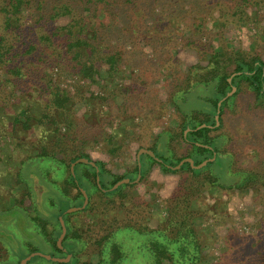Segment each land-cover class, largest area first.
Returning a JSON list of instances; mask_svg holds the SVG:
<instances>
[{
	"label": "trees",
	"instance_id": "trees-1",
	"mask_svg": "<svg viewBox=\"0 0 264 264\" xmlns=\"http://www.w3.org/2000/svg\"><path fill=\"white\" fill-rule=\"evenodd\" d=\"M160 2L167 5L158 14L159 21L156 20L160 26L152 32L165 30L167 36L157 34L152 41L147 32L153 24L147 27L141 19L148 6H159ZM260 5H264V0H0V113L5 114L11 98L22 103L42 102L37 106L38 111L22 107L14 113L10 137L18 139L28 131L43 130L38 152L29 153L21 162L27 159L46 162L42 174L47 177L52 173L51 181L61 193L63 206L55 209V217L47 219L43 214L39 217L38 211L35 217L27 216L36 223L35 236L41 233L42 239L60 252V257L71 254L68 262L52 264H264V232L255 239L245 233L236 234V241L220 252L224 261L219 263L210 260L209 234L195 223L202 211L195 204L204 191H245L264 186L259 173L233 170L231 153L222 150L225 137L218 134L224 108L233 102L242 84L253 95L256 106H264V38L256 34L252 47L246 50L228 46L225 34L229 25L238 28L250 19L247 8ZM259 17L264 19V9ZM62 18L66 19L65 23L61 22ZM187 30V38H193L192 42L198 38V46L191 47L200 48L202 61L185 70L177 67L171 77L175 82L179 76L182 82L170 99L181 115L180 130L176 134L173 129L165 130L150 147H142L152 151L157 160L145 153L137 160L136 155L131 171L120 177L98 161L94 162L96 167L76 163L72 175L71 163L81 158L90 160L88 155L78 149L61 148L58 157L56 145L51 144L58 139L62 142L60 138L67 136L61 134V128H69L70 117L76 119L72 115L77 100L96 105L95 102H107L115 94L106 90V94L89 93L87 97L82 92L87 88L80 83L75 93H70L59 87L56 79L46 74L47 70L66 71L70 66L80 80L97 82L94 76L106 66L107 78L113 79L120 66L128 62L124 52L128 55L136 48L151 49L152 55L144 53L147 58L142 64L157 68L166 63L163 55H168L167 52L177 60L173 52L177 50L173 49ZM260 31H264V26L259 27ZM231 85L235 91L228 96ZM5 116L0 117V139ZM176 137L185 145V154L178 158L171 150ZM160 140L164 145L158 150ZM106 141L112 144L116 139L109 135ZM115 150L108 152L116 155ZM218 155L220 159H229L231 181L228 183L220 182L213 172ZM186 158L192 159L194 165L206 159L214 160L200 169H193L187 162L177 170L171 169ZM153 164H158L164 172L188 173L166 201V216L155 228L146 224L149 219L145 215L150 216L151 209L148 203L136 199L135 192H125L135 187L133 181L139 174L138 181H142ZM125 178L131 183L113 188ZM80 188L88 196L86 206L67 212L83 204ZM50 200L53 204L54 200ZM127 203L131 204L129 208ZM59 216L66 227L61 242L63 250L56 245L61 234ZM249 240L254 243L247 247ZM36 251L34 247L29 253ZM248 255L252 257L247 258Z\"/></svg>",
	"mask_w": 264,
	"mask_h": 264
},
{
	"label": "rangeland",
	"instance_id": "rangeland-1",
	"mask_svg": "<svg viewBox=\"0 0 264 264\" xmlns=\"http://www.w3.org/2000/svg\"><path fill=\"white\" fill-rule=\"evenodd\" d=\"M166 5L165 2H160L159 6H146L149 10L143 11L145 14L141 22H145L147 27L153 24L152 30L147 32L153 38L152 41L157 34L167 36L165 30L162 33L152 32L160 26L156 25V20L159 21L158 14ZM170 8L165 10L168 11ZM263 9L264 5L247 8L250 19L246 23H242L238 28L234 25V27L231 25L227 27L225 34L228 46L233 45L247 50L252 47V40L256 34L264 38V31L259 32V27L264 26V19L259 17ZM61 22L65 23L66 19L62 18ZM186 22L191 24L190 20ZM147 33L145 32L144 35ZM188 35L187 30L183 33L180 44L173 49L177 50L173 51L177 60L172 59L171 53L167 52L168 55H163L166 63L157 68L142 64L147 58L144 53L151 56V49L145 48V51L138 48L132 49L128 55L121 49L127 56L128 62L120 66V70L115 74L116 78L113 79L107 78L106 66H103L100 73L94 76L97 82L80 80L77 75H73L72 72L75 71H71L70 66L66 71L56 68L47 70L46 74L55 78L57 85L70 93H75L80 83L87 88L82 91L87 97L89 93L106 94L104 93L106 90L109 92L113 90L115 94L108 98L107 102L101 100L95 102L96 105H93L91 101L77 100L74 107L75 113L72 115L76 116V119L70 117L69 128H61V134L67 136L60 138L62 142L58 139L51 144L56 145L55 151L61 148L78 149L87 154L91 161L103 163L105 169L120 177L131 171L140 148L150 147L155 137L165 130L173 129V133L176 134L180 130L181 115L175 110L170 99L171 94L181 87L182 82L179 76L175 82L171 77L176 73L174 71L177 67L185 70L190 65L202 61L199 56L200 48L191 47L198 46V38L196 40L194 38L192 42L193 38L188 39ZM147 38L150 37L147 36ZM24 90L27 89L24 88ZM252 96L246 85L242 84L233 102L224 108L218 134L225 137L222 150L231 153L233 170L242 169L256 175L259 173L260 182L264 183V106H256ZM40 105H42L41 101L40 103L36 100L22 103L18 98H11L10 105L5 109L6 116L0 113V117L5 116L1 128L4 133L1 134L0 139L2 149L0 210H3L0 211V264H19L34 247L37 249L36 252L41 254L63 258L59 256V251L53 249L52 243L42 239L41 233L38 236L33 234L36 223L27 218L28 215L35 217L36 211L39 217L43 215L47 219L55 217V209L63 206L60 201L61 193L56 184L51 181L52 173H48L47 177L44 176L45 173L42 174L46 162L34 159L21 162L26 155H31L29 153L38 152L44 135L43 130L40 128L28 131L18 139L10 137V123L14 113L20 112L22 107L38 111ZM95 108L101 111L100 114ZM109 135L116 139L115 144L106 141ZM74 138L77 140L73 143L71 140ZM173 142L171 150L174 157H182L185 154V145L179 141L178 137L174 138ZM161 145L160 140L158 150ZM109 149H116V155L109 153ZM57 156H61L59 151ZM214 165L213 172L220 182L231 181L227 157L220 159L218 155ZM187 176V172H164L158 164H153L146 172L144 179L135 182V187L125 192L131 191L132 194L135 192L136 199L140 202L145 200L148 203L151 209L150 216L145 215L149 219L146 224L155 228L166 216V201ZM258 187L255 188L256 190L247 188L245 191L207 190L197 199L196 209L199 208V211H202L196 217L195 223L209 234L208 246L211 243V247L208 251H210L212 262L224 261V256L220 252L236 241V234L245 233L250 235V239H255L264 232V186ZM50 199L54 200L53 204ZM130 205V203L126 204L128 208ZM251 243H254V240H249L247 247ZM261 244H257L258 247ZM250 257L252 256H247V258ZM93 261L95 262L96 258ZM52 262L40 256H34L26 264H52Z\"/></svg>",
	"mask_w": 264,
	"mask_h": 264
},
{
	"label": "water",
	"instance_id": "water-1",
	"mask_svg": "<svg viewBox=\"0 0 264 264\" xmlns=\"http://www.w3.org/2000/svg\"><path fill=\"white\" fill-rule=\"evenodd\" d=\"M235 91V87L233 85H231V91L229 92L228 96L232 95L233 92ZM142 153H146L148 154L149 156H151L152 158H154L155 160H157V158L155 157V155L151 152V151H148V150H145V149H142L140 150L138 153H137V160H139V157ZM214 158H210V159H206L205 161H203L202 163H200L199 165H194L193 163V160L190 159V158H186V159H183L177 166L175 167H172L171 169L172 170H177L179 169L183 163H189L190 166L193 168V169H200L204 166L207 165L208 162L210 161H213ZM76 163H84V164H90L91 166H94L96 167L95 163L93 161H90L86 158H81V159H78L76 162H72L71 165H70V171L72 173V175H74V166ZM139 168H140V164H138ZM97 171V169H96ZM140 174L137 176V179L135 181H133V183L137 182L138 179L140 178ZM127 183H131L129 181V179H121L120 181H118L114 186L113 188H116L118 187L119 185L121 184H127ZM80 192L82 193L83 195V198H84V201H83V204L80 206V207H75V208H72L71 210H67V212H70V211H78V210H81V209H84V207L86 206L87 202H88V196L86 194V191L82 188H80ZM59 222H60V226H61V234L59 235V237L57 238L56 240V245L58 248H60L61 250H63L62 246H61V242L66 234V227L64 225V221L62 219V216H59ZM34 256H40L46 260H51L53 262H68L71 258V254H67L65 258H58V257H52L50 255H44V254H41L39 252H32L30 253L27 257H25L24 259L21 260V262L19 264H26L32 257Z\"/></svg>",
	"mask_w": 264,
	"mask_h": 264
}]
</instances>
